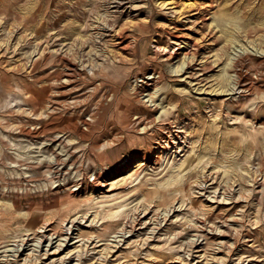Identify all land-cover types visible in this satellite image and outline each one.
I'll use <instances>...</instances> for the list:
<instances>
[{
  "label": "rangeland",
  "instance_id": "obj_1",
  "mask_svg": "<svg viewBox=\"0 0 264 264\" xmlns=\"http://www.w3.org/2000/svg\"><path fill=\"white\" fill-rule=\"evenodd\" d=\"M0 264H264V0H0Z\"/></svg>",
  "mask_w": 264,
  "mask_h": 264
},
{
  "label": "bare ground",
  "instance_id": "obj_2",
  "mask_svg": "<svg viewBox=\"0 0 264 264\" xmlns=\"http://www.w3.org/2000/svg\"><path fill=\"white\" fill-rule=\"evenodd\" d=\"M178 43H179V42H178ZM170 44H171V43H170ZM184 44H185V43H184ZM171 45H172V44H171ZM185 45H186V44H185ZM185 45H184V46H185ZM165 46H166V45H165ZM169 46H170V45H169ZM173 46H174V45H173ZM170 47H171V46H170ZM164 48H165V47H164ZM161 50H162V49H161ZM168 50H169V49H168ZM165 51H166V50H165Z\"/></svg>",
  "mask_w": 264,
  "mask_h": 264
}]
</instances>
